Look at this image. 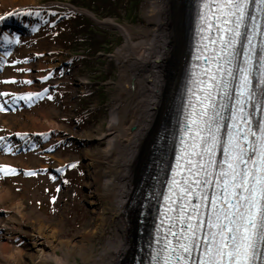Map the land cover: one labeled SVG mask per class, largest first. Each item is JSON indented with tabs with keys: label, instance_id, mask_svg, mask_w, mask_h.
I'll use <instances>...</instances> for the list:
<instances>
[{
	"label": "rangeland",
	"instance_id": "374dc122",
	"mask_svg": "<svg viewBox=\"0 0 264 264\" xmlns=\"http://www.w3.org/2000/svg\"><path fill=\"white\" fill-rule=\"evenodd\" d=\"M72 1L32 0L31 5H18L19 0H14L13 5L18 6L11 8L2 6L0 0V18L33 13L40 20H23L27 29L22 35L11 28L0 31V43L3 42L0 46L8 49L7 61L0 71V137L9 138L14 146L20 127L27 129V134L40 135L42 131L31 129L32 120L42 116L52 127L41 138H34L28 151L14 152L7 148L5 157L18 159L27 168L4 164L7 172L0 175V184L23 198L24 221L58 223L59 237L64 240L75 239L92 230L95 222H101L95 214L104 204L88 203L89 167L84 153L104 148L106 142L100 141L99 146L93 142L94 138L84 136H95L100 129L106 132L114 107H118L124 119L134 113L136 91L119 84L123 74L131 81V70L113 57L126 43L120 28H129L133 40L153 31L148 18L150 0H124L121 6L115 5L109 11L113 15L103 9V4L89 9L75 6ZM72 6L81 12H92L95 19L86 17L101 30H91L87 44L90 50L85 49L83 41L75 44V22L70 14L76 11ZM97 48H102L101 52L93 55ZM125 123H129L128 118ZM111 225L107 215L104 233L89 238L87 244L94 245L95 256L109 238ZM12 248L32 252V246L24 238H18ZM76 260L84 264L79 257Z\"/></svg>",
	"mask_w": 264,
	"mask_h": 264
},
{
	"label": "bare ground",
	"instance_id": "6f19581e",
	"mask_svg": "<svg viewBox=\"0 0 264 264\" xmlns=\"http://www.w3.org/2000/svg\"><path fill=\"white\" fill-rule=\"evenodd\" d=\"M19 2L18 5L33 4L32 0ZM13 3L14 0H2L4 7L18 6ZM188 8V0H150L148 18L153 31L149 36L133 40L129 28H120L126 43L113 57L131 70V81L123 74L119 84L136 91L134 113L124 119L118 107H114L106 132L100 129L95 136H84L94 138L93 142L98 144L106 142L104 148L84 153L89 167L88 203L104 204L95 214L101 222L96 220L95 227L76 240L61 239L58 223L24 221L23 198L0 184V260L3 262L0 264H79L77 257L84 264H142V231L163 184L161 178L166 173L175 108L180 103L190 57ZM126 118L129 123H125ZM32 122L34 131L46 133L52 128L44 116ZM26 130L20 127L17 136L24 138ZM0 161L27 168L18 159L0 157ZM107 215L112 224L109 238L95 256L94 245L89 247L87 243L89 238L104 233ZM18 238L28 240L32 252L14 250L12 243ZM2 240L6 243L2 244Z\"/></svg>",
	"mask_w": 264,
	"mask_h": 264
},
{
	"label": "snow or ice",
	"instance_id": "6c2138e0",
	"mask_svg": "<svg viewBox=\"0 0 264 264\" xmlns=\"http://www.w3.org/2000/svg\"><path fill=\"white\" fill-rule=\"evenodd\" d=\"M249 2L219 0L216 4L214 16L221 33L218 42L224 53L218 59L230 62L231 53L225 49L234 47L236 38L241 35L239 30ZM259 3L264 6V0H259ZM206 22L211 26L210 21ZM224 34L230 39H225ZM248 43L251 53L254 48L251 37ZM245 63L251 64V59H246ZM217 71H220L219 67ZM240 71L238 96L242 99L237 100L241 105L240 114L233 117L240 123L232 125L235 133L230 134L228 144L223 148L225 159L218 174L213 172L217 137L211 133L209 121L205 119L213 107L207 101L211 100L212 89L217 85L204 89L207 94L202 101L201 120L192 121L195 125L194 140L186 160L187 173L182 180H174L176 191L173 195L177 199L171 200L168 207V212L179 213L175 217L168 216V220L186 226V230L182 227L180 232H170L171 236L178 238L177 246L174 247L171 241L165 245L167 255L164 264H264V251L261 250L264 244V124H261L259 132L253 131L250 119L244 114L243 98L252 99L250 68ZM209 80L216 81V75L210 74ZM203 125H208L207 134H204ZM249 137L256 141L251 148L246 147L252 145ZM183 167L178 163V169ZM209 185L216 189L211 197L208 195ZM193 199L199 202L193 203ZM177 200L180 202L178 208L174 207ZM205 209L208 210L206 218ZM171 227H175V223ZM197 251L201 253L198 259L194 258Z\"/></svg>",
	"mask_w": 264,
	"mask_h": 264
},
{
	"label": "trees",
	"instance_id": "16d2710c",
	"mask_svg": "<svg viewBox=\"0 0 264 264\" xmlns=\"http://www.w3.org/2000/svg\"><path fill=\"white\" fill-rule=\"evenodd\" d=\"M73 5L78 6V7H86V8H93L95 5H104L107 13L110 10H113L115 8V5L121 6L123 4L124 0H73ZM99 10V9H97ZM96 10V11H97ZM109 15H113V13L109 12ZM71 20L75 22V27H74V37L76 39V45H80L81 42L86 44L85 49L90 50V47L87 48L88 40L90 38V32L92 29L101 31L97 26L95 27L92 23L91 20L88 19L84 15H78L76 13L70 14ZM94 46V44H92ZM102 48H97L95 49L92 53L93 55H97L98 52H101Z\"/></svg>",
	"mask_w": 264,
	"mask_h": 264
},
{
	"label": "water",
	"instance_id": "95a60500",
	"mask_svg": "<svg viewBox=\"0 0 264 264\" xmlns=\"http://www.w3.org/2000/svg\"><path fill=\"white\" fill-rule=\"evenodd\" d=\"M84 15H86V16H88V17H90V18H92V19H95L93 16V14L91 13V12H82Z\"/></svg>",
	"mask_w": 264,
	"mask_h": 264
}]
</instances>
